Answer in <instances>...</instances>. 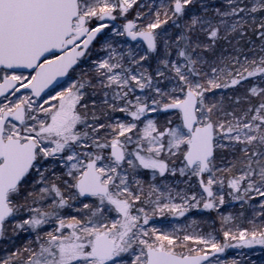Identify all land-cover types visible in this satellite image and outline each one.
Returning <instances> with one entry per match:
<instances>
[{
  "label": "snow or ice",
  "instance_id": "snow-or-ice-1",
  "mask_svg": "<svg viewBox=\"0 0 264 264\" xmlns=\"http://www.w3.org/2000/svg\"><path fill=\"white\" fill-rule=\"evenodd\" d=\"M225 186L264 221V0H0V235L34 237L3 264H220L264 223L221 216L220 243L151 222Z\"/></svg>",
  "mask_w": 264,
  "mask_h": 264
},
{
  "label": "rangeland",
  "instance_id": "rangeland-1",
  "mask_svg": "<svg viewBox=\"0 0 264 264\" xmlns=\"http://www.w3.org/2000/svg\"><path fill=\"white\" fill-rule=\"evenodd\" d=\"M143 2V0H142ZM146 2L151 3L152 0H146ZM210 9L221 7L225 4V0H202ZM199 14V4L197 5V12ZM134 16L135 13L133 12ZM249 38L255 41L254 44L248 43ZM259 41L256 40L251 33L244 40L240 42V47L243 50L244 54H247L249 57L253 55L249 51L250 48H256V55H259ZM228 49V51H224ZM221 54L233 55L231 47L227 41L218 42L214 53H206L205 55L209 59H214L215 57L220 56ZM243 59V55H241ZM243 92V89H239L237 92H232L231 90H218L216 93V99H219L221 95L225 97L226 105H229L231 102L228 101L227 97H235ZM102 98V97H101ZM114 116H120V113L113 114ZM236 154L239 155L237 152ZM233 152L231 149H224L218 152L217 163L226 166L231 158H233ZM223 157V160L220 159ZM185 178L177 177L176 180L170 178L169 183L172 184L177 190L186 189L187 191H195L198 195L200 189L198 185L193 189H187L186 185L183 183ZM179 181V182H177ZM228 189L225 186L224 195H225V204L219 206L215 210H205L202 207V204L197 209H191L184 217L174 218L171 216H165L163 218H156L151 223L155 226L162 228L167 231H171L174 227L181 230L180 234H183V231L186 229L189 232L196 231L201 234H207L211 232L216 239L223 243V234H222V225H221V216H232L234 220L230 223L229 226L233 228V231L237 227L241 228H251L252 225L248 223L249 220H252L255 224L259 225L264 223L261 218L255 215V212H259L258 204L255 208V212L252 207L248 204L241 207V202L234 201L228 196ZM258 201L259 198L256 197ZM179 202V201H177ZM253 202L250 201L249 204ZM243 212V216H241ZM192 221L196 223L193 224ZM23 234L24 236H22ZM29 239H34V237L29 232H16L13 233L11 227H7L5 232L0 235V264H3V261L10 255L11 252H15L18 248H23ZM231 244H235V241H230ZM220 264H264V246L261 245H252L250 247H228L224 250L223 253H220L216 258Z\"/></svg>",
  "mask_w": 264,
  "mask_h": 264
},
{
  "label": "bare ground",
  "instance_id": "bare-ground-1",
  "mask_svg": "<svg viewBox=\"0 0 264 264\" xmlns=\"http://www.w3.org/2000/svg\"><path fill=\"white\" fill-rule=\"evenodd\" d=\"M235 155H238V154L235 153ZM231 159H233V158H231Z\"/></svg>",
  "mask_w": 264,
  "mask_h": 264
},
{
  "label": "trees",
  "instance_id": "trees-1",
  "mask_svg": "<svg viewBox=\"0 0 264 264\" xmlns=\"http://www.w3.org/2000/svg\"><path fill=\"white\" fill-rule=\"evenodd\" d=\"M22 236H24L23 234H21Z\"/></svg>",
  "mask_w": 264,
  "mask_h": 264
}]
</instances>
